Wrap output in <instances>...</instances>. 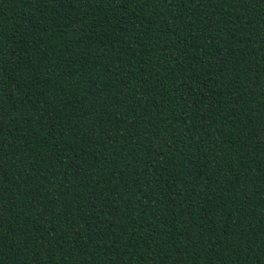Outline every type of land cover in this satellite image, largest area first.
I'll return each mask as SVG.
<instances>
[{"label": "trees", "instance_id": "1", "mask_svg": "<svg viewBox=\"0 0 264 264\" xmlns=\"http://www.w3.org/2000/svg\"><path fill=\"white\" fill-rule=\"evenodd\" d=\"M0 264H264V0H0Z\"/></svg>", "mask_w": 264, "mask_h": 264}]
</instances>
